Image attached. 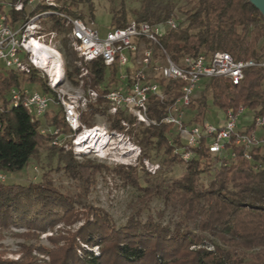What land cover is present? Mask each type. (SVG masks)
<instances>
[{"label": "trees", "instance_id": "16d2710c", "mask_svg": "<svg viewBox=\"0 0 264 264\" xmlns=\"http://www.w3.org/2000/svg\"><path fill=\"white\" fill-rule=\"evenodd\" d=\"M69 1L75 5L88 3L90 18L94 19L91 0H66ZM189 3L191 9L185 12L183 26L162 39L174 62L218 51L229 53L236 60L264 58V18L249 0H189ZM154 6V0H144L137 21L155 24L174 17L170 3L159 12ZM68 13L84 18L77 15L71 5ZM129 23L127 14L122 12L112 17L110 28H125ZM88 68L95 85L116 80L117 65L106 67L103 62L95 61ZM72 75L70 73L69 77ZM22 82L36 83L43 92L50 93L47 82L37 71L28 76L0 72V100L7 104L9 90L20 87ZM179 87L181 83L169 84L167 92L171 94ZM209 95L213 105L222 112L244 107L254 111L256 117L263 116L264 72L248 71L245 80L237 86L225 79L205 82L200 97L190 106L196 123L205 119ZM150 110L153 116L161 118L165 107L153 103ZM93 112L95 114L97 109ZM48 123L49 128L72 133L61 111ZM254 129L253 125L249 131ZM170 131L171 127L165 125L152 127L146 130L145 141L158 150L164 149L169 163L185 165L180 178L143 188L138 184L134 169L128 173L119 170V174H124L145 196L162 199L179 220L165 224L162 212L157 217L148 215L142 221L139 213L118 228L103 210L88 207L84 225L67 240L68 245L60 248L58 255L51 253L53 264H264V170H257L255 164L246 161L238 148H234L236 158L233 160L213 157L205 141L193 149L197 158L184 163L169 145ZM52 140L53 135L42 134L40 125L32 123L23 108L0 112V173L23 171L41 148L58 151L51 146ZM175 143L180 146L177 139ZM67 157L64 170L75 180L84 179V171L88 169L91 175L99 171L94 166L78 164L72 155ZM261 157L264 159V155ZM212 171H215L213 180L203 189L201 178ZM79 203L59 192L47 173L41 182L27 186L0 182V225L13 224L46 233L61 222L72 223L78 219ZM81 244L99 247L100 255L81 248ZM205 244L214 250L204 248ZM192 247L196 248L192 250ZM0 264L37 263L0 259Z\"/></svg>", "mask_w": 264, "mask_h": 264}, {"label": "built area", "instance_id": "2783aa9c", "mask_svg": "<svg viewBox=\"0 0 264 264\" xmlns=\"http://www.w3.org/2000/svg\"><path fill=\"white\" fill-rule=\"evenodd\" d=\"M68 9L63 0H0V72L7 70L28 76L37 71L50 89V93H39L29 92L23 86L12 87L7 94V104L0 100V112L23 108L32 123L40 125L41 133H51L55 137L53 144L59 145L63 134L43 125L50 107L56 106L63 112L72 133L82 129L74 140L78 155L91 153L92 150L80 147L78 142L93 131L100 130L103 139L116 137L119 141L125 138L129 141L127 132L131 128L165 125L173 132L168 137L173 154L184 163L197 158L193 149L205 141L213 157L233 160L236 158L234 148H238L246 161L255 164L257 170H264L261 157L264 137L257 134V130L264 129V115L256 117L254 111L240 107L237 111L223 112L222 125L214 126L196 123L190 109L205 82L225 79L234 86L240 85L248 71L264 72V58L236 60L231 54L218 51L187 56L176 63L162 39L180 29L183 19L172 17L155 24L132 21L125 28H110L101 35L94 22L74 17ZM41 46L57 53L60 75L44 68L46 57L40 52ZM63 48L77 57L78 72L71 78L64 68ZM95 61L103 62L106 67L118 66L115 82L95 85L88 68ZM174 83H181V87L169 94L167 88ZM153 103L165 107L161 118L151 114ZM94 109H97L94 115L106 117L104 127L88 128L83 124V117ZM111 121H117L122 133L110 129ZM253 125L255 129L249 131Z\"/></svg>", "mask_w": 264, "mask_h": 264}, {"label": "rangeland", "instance_id": "374dc122", "mask_svg": "<svg viewBox=\"0 0 264 264\" xmlns=\"http://www.w3.org/2000/svg\"><path fill=\"white\" fill-rule=\"evenodd\" d=\"M143 1L91 0L93 20H91L89 15L88 3L79 2L75 5L71 4L70 1L68 3L63 0V4L68 8L71 5L72 10L77 15L84 17L82 20L89 23L94 22L100 34L104 35L110 29L114 15L119 16L124 12L127 14L129 22L137 21V15L142 9ZM168 3L172 5L174 17L178 19H184L186 17L185 12L191 9L189 0H154V10L159 12ZM62 55L66 73L68 75L76 73L72 72L77 66L76 55L67 48H63ZM4 73L7 75L9 71L5 70ZM38 74L44 79L42 74ZM44 80L46 81V79ZM22 86L29 92H43L36 83L22 82ZM203 90L204 85L201 86L199 92L201 93ZM200 95L198 94V98ZM60 111V109L52 105L43 120V125L48 127V121ZM222 114V111L213 105L209 95L208 110L203 123L220 126L222 124ZM191 115H194V112ZM246 116V114L243 116V121L246 120ZM83 119V124L88 128L93 126L101 128L107 123L106 117L94 115V112L88 113ZM116 122H110V129L122 133L123 129ZM147 129L150 128H131L127 132L130 137L129 141L128 138L123 141H119L116 137L112 138V140L110 138L109 140L105 139L100 142H103V150L101 152L97 149H90L92 150L90 154L82 155L75 154L74 147V140L78 133H82V129L78 133H66L59 130L63 134L60 144H53L55 141L53 136L51 146L58 151L61 150V152L41 148L37 157L30 161L23 171L15 174L0 173L1 183L20 186L39 183L42 176L47 173L59 192L80 202L76 208L78 219L72 221V223L61 222L46 233H40L36 230H29L23 226L19 227L13 224L8 227L0 225V259L8 261L25 259L37 264H53L51 253L58 255V250L68 245L67 240L84 225L87 218L85 210L88 207L103 210L118 228L123 227L128 219L139 213H141L142 221H145L148 215L157 217L158 214L163 212V222L165 224L170 221L177 222L179 216L171 208H166L162 199L156 196H145L127 181L124 174H119V170L128 173L134 169L138 175V184L144 188L146 186L156 187L170 183L180 178L184 173V164L169 163L164 149L158 150L151 144H146L145 132ZM171 132L168 133V137L171 136ZM257 134L260 137H264V129L257 130ZM69 155H72L78 164L91 165L96 167V169L98 168L99 171L91 175L89 174L90 169H88L87 172L84 171V179H73L64 170L65 161H67L66 159ZM144 155L145 157H143ZM153 169L156 170L155 173L150 172ZM214 173L215 171H212L210 174L202 176L201 187L203 189H206L213 180ZM77 242L79 244V241ZM80 247L93 252L97 256L100 255V249L97 246L90 248L81 244ZM195 248L192 247V250ZM204 248L214 250V247L209 244H205Z\"/></svg>", "mask_w": 264, "mask_h": 264}, {"label": "bare ground", "instance_id": "6f19581e", "mask_svg": "<svg viewBox=\"0 0 264 264\" xmlns=\"http://www.w3.org/2000/svg\"><path fill=\"white\" fill-rule=\"evenodd\" d=\"M40 52H42L46 57V63L44 68L48 70H55L59 75L61 74V64L57 59V53L53 51V49H49L46 47L41 46ZM100 130L93 131L89 134H85V136L78 142L80 147H85L87 149H97L98 151H102L103 149V142L105 139L101 138L102 134H100ZM97 151V152H98Z\"/></svg>", "mask_w": 264, "mask_h": 264}, {"label": "water", "instance_id": "95a60500", "mask_svg": "<svg viewBox=\"0 0 264 264\" xmlns=\"http://www.w3.org/2000/svg\"><path fill=\"white\" fill-rule=\"evenodd\" d=\"M249 2L261 13L264 18V0H249Z\"/></svg>", "mask_w": 264, "mask_h": 264}, {"label": "crops", "instance_id": "0c3cea01", "mask_svg": "<svg viewBox=\"0 0 264 264\" xmlns=\"http://www.w3.org/2000/svg\"><path fill=\"white\" fill-rule=\"evenodd\" d=\"M223 113V112H222ZM223 120V114H222V118H221V121ZM222 125V124H221Z\"/></svg>", "mask_w": 264, "mask_h": 264}]
</instances>
